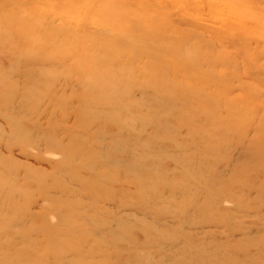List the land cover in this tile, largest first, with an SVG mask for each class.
I'll return each mask as SVG.
<instances>
[{"label": "rangeland", "instance_id": "rangeland-1", "mask_svg": "<svg viewBox=\"0 0 264 264\" xmlns=\"http://www.w3.org/2000/svg\"><path fill=\"white\" fill-rule=\"evenodd\" d=\"M0 264H264V0H0Z\"/></svg>", "mask_w": 264, "mask_h": 264}, {"label": "bare ground", "instance_id": "bare-ground-1", "mask_svg": "<svg viewBox=\"0 0 264 264\" xmlns=\"http://www.w3.org/2000/svg\"><path fill=\"white\" fill-rule=\"evenodd\" d=\"M226 26V25H225Z\"/></svg>", "mask_w": 264, "mask_h": 264}]
</instances>
